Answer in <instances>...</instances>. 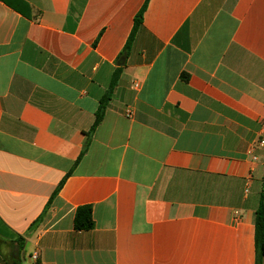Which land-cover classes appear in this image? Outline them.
Segmentation results:
<instances>
[{"label":"crops","instance_id":"0c3cea01","mask_svg":"<svg viewBox=\"0 0 264 264\" xmlns=\"http://www.w3.org/2000/svg\"><path fill=\"white\" fill-rule=\"evenodd\" d=\"M263 127L264 0H0V238L23 264H256Z\"/></svg>","mask_w":264,"mask_h":264},{"label":"trees","instance_id":"16d2710c","mask_svg":"<svg viewBox=\"0 0 264 264\" xmlns=\"http://www.w3.org/2000/svg\"><path fill=\"white\" fill-rule=\"evenodd\" d=\"M144 12H145V8H143L140 11V13L136 16L134 28L132 30L128 43L122 54H126L128 52L138 29L143 23ZM118 77H119V73H117L114 77V86L118 80ZM110 100H111V92L108 95H106V97L100 103V107L97 112L93 129L99 126V124L103 121L105 111L107 109ZM86 150H87V146L84 148V152ZM62 186L63 183L60 185V188ZM94 226L95 224L93 220L92 207L91 206L80 207L77 210L75 217V229L77 231H90L94 228ZM15 243L18 244L19 250L17 253L19 255L18 256L19 259L21 260V252L24 248L23 239L19 238L13 242H7L0 238V258L4 264H9V263L6 260V256L3 252V247L4 246L12 247L13 244ZM255 244H256V264H264V188L261 194L260 205L256 211V217H255Z\"/></svg>","mask_w":264,"mask_h":264},{"label":"flooded vegetation","instance_id":"af4514ba","mask_svg":"<svg viewBox=\"0 0 264 264\" xmlns=\"http://www.w3.org/2000/svg\"><path fill=\"white\" fill-rule=\"evenodd\" d=\"M9 256H13V260L15 262L21 263V260L19 259V255L16 250L11 249L9 254L6 256V260L9 258Z\"/></svg>","mask_w":264,"mask_h":264},{"label":"water","instance_id":"95a60500","mask_svg":"<svg viewBox=\"0 0 264 264\" xmlns=\"http://www.w3.org/2000/svg\"><path fill=\"white\" fill-rule=\"evenodd\" d=\"M7 261L9 264H23L25 262V253L24 252L21 253V263L15 262L13 260V256H9Z\"/></svg>","mask_w":264,"mask_h":264},{"label":"rangeland","instance_id":"374dc122","mask_svg":"<svg viewBox=\"0 0 264 264\" xmlns=\"http://www.w3.org/2000/svg\"><path fill=\"white\" fill-rule=\"evenodd\" d=\"M10 250H11V248L8 247V246L7 247L6 246L3 247V252H4L5 256H7L9 254ZM26 263H28V264L30 263L29 254L26 255Z\"/></svg>","mask_w":264,"mask_h":264},{"label":"built area","instance_id":"2783aa9c","mask_svg":"<svg viewBox=\"0 0 264 264\" xmlns=\"http://www.w3.org/2000/svg\"><path fill=\"white\" fill-rule=\"evenodd\" d=\"M137 87H138V85H137ZM263 131H264V127H263ZM260 145L264 146V141H260ZM254 159H256V157Z\"/></svg>","mask_w":264,"mask_h":264}]
</instances>
